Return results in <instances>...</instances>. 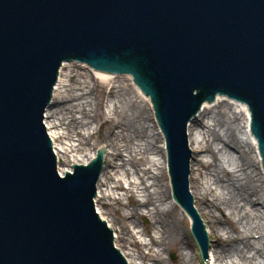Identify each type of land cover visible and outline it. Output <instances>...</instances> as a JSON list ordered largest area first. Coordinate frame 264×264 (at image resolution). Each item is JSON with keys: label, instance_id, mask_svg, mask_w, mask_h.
<instances>
[{"label": "bare ground", "instance_id": "1", "mask_svg": "<svg viewBox=\"0 0 264 264\" xmlns=\"http://www.w3.org/2000/svg\"><path fill=\"white\" fill-rule=\"evenodd\" d=\"M126 82V79L84 70L83 66L79 67L77 64L65 65L53 101V105L58 109H54V112L49 109L46 115V127L54 145L59 146L58 149L55 147L61 162L59 170L62 174L66 171L71 172L73 169L66 167L67 162L68 165L80 162L85 164L95 157V152L89 153L90 155L86 153V144L88 145L90 140L83 132L88 131L87 126L94 123L93 120L98 117L97 110L92 116L90 96L102 86L105 96L110 98L109 102L112 105L115 104L113 102H118L117 106L108 107L109 115L113 117L105 119L103 126L109 127L115 123L113 127L117 132L114 133L112 129L104 144L100 146V149L107 146L112 152L107 153L106 170L98 185L99 198L95 203L97 213L101 215L103 221H107L115 228L116 247L123 252L129 264H145L149 258L153 264H165L161 259L162 254L175 246L181 253L177 264H187L190 258L184 251L188 241L182 234L180 222L174 216L176 208L171 204V192L162 180L163 176L160 180L155 173L161 164L154 158L160 156L164 160L165 157L162 150L155 148L156 145L164 143L163 137L160 134L156 136L154 131L156 127L149 123L152 120L154 122V119L151 111H148L150 115L147 113L145 100L139 98L136 90L129 89ZM133 94L141 99V105L134 101ZM220 100L218 99V103L214 105L205 104L200 115V118H207L212 124L198 119L190 126V145L195 157L196 154L208 153L213 159L212 162L199 161L196 172L192 166L191 191L197 202L199 214L208 222L214 236L219 238L215 241L218 261L236 264L235 260L238 259L237 261H240L238 264H264V172L256 141L250 133V114L243 106H234L226 100ZM233 107L236 113L233 112ZM216 109L218 113L214 114ZM77 138L80 144L75 146ZM219 143L223 145L221 153L216 150ZM70 158L75 161H70ZM78 158L83 160L80 161ZM145 165L146 169H141V166ZM128 167L130 171L127 170ZM203 170L207 171L205 177H209L210 182L202 180H205ZM131 171L134 173L133 176L138 177L137 180L130 179ZM126 179L130 189L125 192V196L133 202L134 210L130 220L136 230H139L138 220L142 218L140 207L147 205L152 207L151 210L148 208L147 210L153 223L139 234L150 237L149 246L157 249L153 251L154 254H142L141 243L136 240L137 235L123 224V216L119 215L117 221L119 232L116 225L114 226L113 217L118 210L108 202L113 198L111 192L114 189L119 191L124 188ZM151 180L153 183L150 185ZM212 186H216L220 193L214 191ZM211 191L213 196L210 198ZM135 196L142 197V200L146 199V202L139 201ZM115 203L121 205L120 200H116ZM110 206L114 208V214L110 212L108 214ZM222 211H229L228 218L217 217L216 213ZM110 216L113 220H109ZM220 232L225 233L224 236L227 237L219 236ZM229 232L233 235L229 236ZM256 235L259 236L257 240L254 239ZM131 248L136 249L137 256Z\"/></svg>", "mask_w": 264, "mask_h": 264}, {"label": "water", "instance_id": "2", "mask_svg": "<svg viewBox=\"0 0 264 264\" xmlns=\"http://www.w3.org/2000/svg\"><path fill=\"white\" fill-rule=\"evenodd\" d=\"M7 2L12 7L15 6L16 9L12 13H5L7 12V9L0 7V89H5V88L11 89L13 80L16 81V83L18 84V88L23 89V94L26 95L25 98L27 99V101H24L22 106L20 105V102L14 105L15 99L19 98V97L15 98L14 96L8 98L5 105L9 106L10 109H12L13 105L16 106L14 110H16L18 113L15 116V119L18 120V123H23L24 121L30 119L29 128L34 129L33 133H36L35 141H34V143L36 142V144L33 143L30 145L29 147L30 152L27 154L26 159L24 160L25 156L23 152H21L22 150L16 147L9 146V144L12 145L13 142L18 141V138L20 137L21 133L13 132L11 136L7 137L4 136V132H2V128L0 130V164L4 162V160L9 161L10 159H17L22 161L23 163L25 161V165L28 168V172H26V174H24L21 180L18 182L14 181L15 175L12 172L9 173V168L7 166L1 168V170L4 171L5 174L0 176V226L2 227L0 228L1 231L5 229L17 234L19 236V241L18 239L11 238L9 235L8 236L3 235V237L0 239V253L3 254V256H5L6 259L9 260H14V259L18 260L19 258H21V256H25L26 249L18 250V246L19 244L23 243V238H24L23 236L24 234H26L30 236L29 240L33 241L34 243L41 242V244L43 245L49 244L51 247H53L50 249L53 250H57L58 248V250L55 252V255L58 256L59 260H64L65 257L68 256V254L62 251V249L60 248L63 245H67V247H70L73 250L71 260H75V259L79 260V264H120L119 259L116 256V252L111 246L110 235L106 234L107 231L105 229H101L98 226L96 227L95 220L91 219L92 208L90 206V199L91 196L94 194V184H93L94 180L97 178L100 172V168H98L97 165H99L100 167V164L102 162L101 158L97 162H94L93 165L89 168V170L96 172L95 176L92 175V178L90 179L87 178V176H79L75 178V180L69 179L67 185L59 184L52 168L50 175L54 187L53 190L49 191V194H53L54 199L53 200L48 199L47 196L45 195L40 200L42 201V204L40 207L37 208L38 211L32 208L25 215V217L29 219H31L33 216L36 217H33V219L30 222H28L26 226L19 225V228L17 230H14V227L16 225L14 224V222L16 218H14L13 220V217L18 211H20V208L23 205L22 201H24L25 199H31L34 203L38 201V199L32 197L35 195L36 192L35 186L37 185L36 182L39 181V177H40V174H38L37 171L43 168L40 158V152L45 151L47 154H49V146L47 142H45L38 135L39 130L41 128V121L39 117H37V114L40 111H43V106H44L41 101L42 99L40 94L50 91L52 84L45 82V79L40 76L35 77L33 75V72L29 73L32 66V63L29 61V59L39 58L40 48L49 50V53L51 51L59 54V46H61L62 43L55 41L49 32H45L43 34L41 41L36 46L35 53L31 55H27L26 53H24L25 50L27 49L24 44V39L26 37V33L24 31L28 27H31L33 24H35V21L32 20V25L27 20H25L22 25L20 24L19 8L24 4H26V0H7ZM34 4H36V2H34L32 5ZM244 6L245 7L243 9L247 8L253 10L251 6L247 7V5L245 4ZM56 12L58 16L61 13L63 14V10H61V8H58ZM26 16H27L26 14L23 15L24 18H26ZM34 19L43 20V24H46V27H48V20L46 18L45 13L43 12L40 13ZM248 33L250 39L249 41H246L248 43H246L244 40V43L249 45L251 44L249 43L250 40L253 39L256 45L259 47L256 48V51L252 50V52L255 53L257 57L253 60L252 66H250V68H254L255 66L254 79H256V82H259L257 79L264 72V49H263L264 39L258 34H252L251 32ZM258 49H260L259 55L256 53ZM60 59L61 57L59 54V60ZM66 64L68 63H65L62 69L65 67ZM62 69L60 71V75ZM9 74H13L12 78L9 80H4L5 78H7ZM35 84H39L38 89L36 88ZM59 84H60V76L58 79V83L54 88L53 101H55V92ZM255 98L256 101L253 103L252 110L255 116L257 117V119H259L257 111H264V102H263L264 100H262L263 97L260 96V93H258ZM217 103H218V99L215 102V104ZM49 109L52 112H54V109H58V108L52 104L51 107L48 108V110ZM48 110L46 111L44 117L45 124H46V115L48 114ZM20 111L21 112L28 111L31 114V116L26 119H23L20 116ZM4 117L5 115L2 114V108L0 107V126L2 127L4 123H7V126H10L11 119L7 120L6 122L5 119H3ZM192 124H190V126ZM190 126L188 128L189 143H190V134H189ZM46 129L49 133L47 127ZM49 137L52 140V136L50 135V133H49ZM261 145L264 147L263 141H261ZM4 154H8L9 158L6 159L5 157L6 155ZM31 156L35 157V160H31L30 158ZM105 159L106 157L104 158V161ZM60 166H61V162L59 164V168ZM105 170H106V164L104 163L102 177ZM192 174H193V169L190 176V188H191ZM98 185H97L98 195L97 198L95 199V203L99 198ZM72 190L76 191V198H72V197L66 198L65 193L70 192ZM76 203H79L80 208L78 209L72 208V204L75 205ZM62 204L66 206L64 210L61 209ZM195 205H197L196 201H195ZM95 207L96 210H98L96 204ZM8 208L9 211H4L7 210ZM52 208H54V212H55L54 214ZM65 212H67L72 218L70 220L72 223L71 229L68 231L67 234V236L70 238V241L68 243H63V241L60 242L58 238L54 239L55 237L54 222L55 223L59 222V220H61L62 218L61 215L64 214ZM19 216H21V214ZM99 216L101 217V215ZM200 216L203 218L201 214ZM86 218H89L90 219L89 221L91 222H86L85 221L87 220ZM67 221L68 220L65 219V222ZM107 224L109 227H111L108 222ZM33 228L34 231L36 232V235L29 234L28 232L30 229ZM4 242L8 246L6 249H4L5 247ZM12 244H17L14 249L12 248ZM213 249H217V246L213 245L212 250ZM20 253H23L24 255H20Z\"/></svg>", "mask_w": 264, "mask_h": 264}, {"label": "rangeland", "instance_id": "3", "mask_svg": "<svg viewBox=\"0 0 264 264\" xmlns=\"http://www.w3.org/2000/svg\"><path fill=\"white\" fill-rule=\"evenodd\" d=\"M129 86V89L131 88V89H133L134 90V88L131 86V84L129 83V81L127 80V82H126ZM93 87V84H92V86H91V88ZM112 87V86H111ZM128 89V90H129ZM108 91L110 90V89H107ZM127 93V92H126ZM129 93H130V90H129ZM131 94V93H130ZM138 94V93H137ZM133 96V99H134V101L138 104V105H141L140 103H141V99H138L136 96H135V94H133L132 95ZM139 96V95H138ZM139 98H140V96H139ZM109 100H110V98L109 97H107V95L105 96V92H104V90H103V88H102V86H99L98 88H97V91L95 92V93H92L91 94V96H90V101L92 102V107H90V109H93V112H92V116H94L95 115V111L97 110V112H98V117H97V119L94 121L93 120V122L94 123H92V124H90V125H88L87 126V130L88 131H86V132H83L85 135H86V138H88L90 141H89V144L87 145L86 144V150H87V154L88 155H90L91 153H94V152H96V151H98L99 149H100V146H102L103 144H104V142L106 141V137H107V135H109L110 133V131L113 129V132L114 133H116L117 132V130L115 129V127H113V125L115 124H112V126H103V124H104V122H105V119H107V118H109V117H113V116H110L109 115V109H108V107H110L112 104L109 102ZM115 103V104H114ZM101 105V107L99 108V106ZM113 104L114 105H112V106H117L118 105V102L116 101V102H113ZM145 104H147L146 105V109H147V113L149 114V112H148V110H149V108H148V103L146 102ZM232 110H233V112H235L236 113V109L233 107L232 108ZM218 113V109H216V110H214V114H217ZM150 115V114H149ZM79 117V116H78ZM80 117H82L81 115H80ZM79 117V118H80ZM204 121V122H209V124H212V122H210L207 118L205 119L204 117H202V118H199V121ZM150 124H151V122H149ZM152 125V124H151ZM100 127H102V128H100ZM100 128V129H99ZM200 131V130H199ZM90 135H92V138H89V136ZM200 139H202V138H200ZM80 144V142H79V139L77 138V140H76V142H75V146L77 145H79ZM161 145L160 144H158V145H156L155 146V148H159ZM222 143L220 144H217L216 145V150L218 151V152H220L221 151V149H222ZM82 146L80 145V147L79 148H81ZM56 148H59V146L57 145L56 146ZM158 150V149H157ZM104 151H106L107 153L109 152V153H111L112 151L110 150V149H108L107 148V146H105V148H104ZM90 153V154H89ZM221 153V152H220ZM84 156V155H83ZM69 157H72V156H69ZM141 157H143V156H141ZM141 157H139V158H141ZM152 158H154V157H152ZM71 160L70 161H72V162H74L75 160L73 159L72 160V158H70ZM80 161H82L83 160V158H78ZM154 160H158L157 162L159 163V157H157L156 159L154 158ZM212 160L213 159H211V156L208 154V153H203V154H196V157H195V160H194V162H193V164H192V166H193V168H194V171L196 172V165H197V163L200 161H202V162H212ZM69 161V162H70ZM63 163V162H62ZM82 163V162H81ZM118 163V162H117ZM162 163V162H161ZM74 164V163H73ZM122 163H119V165H121ZM163 164V163H162ZM162 164H161V166H159V169L157 170V171H155V173L156 174H159L158 176H160V177H158V178H160V180H161V176H163V181H164V183H166L167 184V186L169 187V183H168V179H167V176L164 174V171H163V169H161L160 170V167H163L162 166ZM66 165V167L67 168H69V167H72V164H70V165H68V162L65 164ZM146 167H147V165H145V166H141V169H146ZM64 168V167H63ZM130 169V167H128V169L127 170H129ZM130 171V170H129ZM202 173H203V178H205V180L204 179H202L204 182H210V179H209V177H205V176H207V171L206 170H203L202 171ZM133 171H131V173H130V179L131 178H134V179H138V177L137 176H133ZM141 177L143 176V174H141L140 175ZM104 180V179H103ZM126 181H127V183H126ZM133 181V180H132ZM138 183H140V181L138 180ZM153 183V180H151L150 182H149V184L151 185ZM129 185V182H128V179H126L125 181H124V185H123V187L124 188H122L121 190H119V191H117V190H115L114 189V191L113 192H111L112 193V195H113V198L111 199V201L110 202H108L109 204H111V205H114V207H116L115 209H117L118 210V213L113 217V219L115 220L114 221V226L116 225V230L119 232V224L117 223V221H119L118 220V218H120L119 217V215H121V216H123L124 217V222H123V224L125 225V226H127L128 228H129V230L130 231H133L134 232V234L135 235H137L136 236V240L138 241V242H140L141 243V248H142V254H144V255H147V254H149V253H152V254H154L153 253V251H156L157 249L156 248H151V246H149V244H150V237L148 236V235H140L141 233L140 232H143L144 231V229H146V228H149L150 227V225L153 223V220L151 219V217H150V214H149V212H148V210H147V208L148 209H152V207L151 206H149V205H147V207H140V212H141V214H142V218L140 219V220H138V223H139V230H136L132 225H131V220H130V215L131 214H133V210H134V208L132 207V205H133V202H131L126 196H125V192L126 191H128L129 189H130V187L128 186ZM210 186H211V184H210ZM214 191L216 190V186H212L211 187ZM169 190H170V188H169ZM212 190V191H213ZM153 191V190H152ZM212 191L211 192H209V196H210V198L213 196V193H212ZM218 193H220V190L218 189V190H216ZM136 198H138L137 196H135ZM116 200H120V202H121V205L119 206V205H117L116 203H115V201ZM138 200L139 201H141V202H146V199H143L142 200V197H139L138 198ZM113 201V202H112ZM244 205V204H243ZM197 208V207H196ZM109 210L107 211L108 212V214H109V212L110 213H113L114 212V208L112 207V206H110V208H108ZM120 213V214H119ZM114 214V213H113ZM217 214V217H219V218H221L222 216H224V217H226V218H228V214H229V211H222V213H219V212H217L216 213ZM109 216V215H108ZM175 218L180 222V224H181V226H182V234H184L185 236H184V238H187V241H188V244H186V250L184 251V254H188V256H189V258H190V261H188L187 262V264H201V257H200V252H199V250H198V248H197V246H196V244H195V242H194V239L192 238V235H191V221H190V219L187 217V216H184L182 213H181V211L180 210H175ZM109 218V220H113V219H111V216L110 217H108ZM204 222H205V225H207V227H208V231L210 232V234H211V232H212V235L210 236V238H211V240H212V244L213 245H215V241L216 240H219V238H218V236H214V234H213V231H212V229L209 227V224H208V222H206L205 220H204ZM112 225V224H111ZM113 226V225H112ZM113 230L115 231V228L113 227ZM140 233V234H139ZM230 233V232H229ZM209 234V235H210ZM220 234H222V235H220ZM220 234H219V236H224V234L225 233H221L220 232ZM231 235H233V234H231L230 233V235L229 236H231ZM154 236V235H153ZM228 236V237H229ZM224 237H227V235H225ZM255 237H258V236H255ZM149 246V247H148ZM168 246H169V244H168ZM217 246V245H216ZM147 248L149 249V250H147ZM151 249H153V250H151ZM120 250V249H119ZM131 250H134V252H135V256H137V251H136V249L135 248H131ZM217 252H218V248L217 249H213L212 250V253H211V257H212V259L214 260L213 262H212V264H225L226 263V261H224V262H219L218 261V257H217ZM163 253V252H162ZM181 253H180V250L178 249V247L177 246H175V247H173V249H171L170 251H165V253H163L162 254V257H161V259H163L164 261H165V264H177L178 263V261H179V258L181 257V255H180ZM234 260V259H233ZM238 259H236L235 260V262H236V264H238V262H240V261H237ZM145 264H153V262L151 261V258H149V259H146V261H145Z\"/></svg>", "mask_w": 264, "mask_h": 264}]
</instances>
